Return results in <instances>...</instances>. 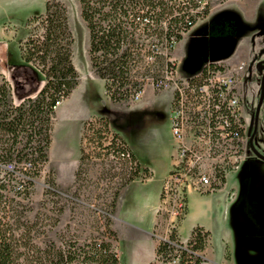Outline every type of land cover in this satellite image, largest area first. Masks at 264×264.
I'll return each mask as SVG.
<instances>
[{
	"label": "rangeland",
	"instance_id": "obj_1",
	"mask_svg": "<svg viewBox=\"0 0 264 264\" xmlns=\"http://www.w3.org/2000/svg\"><path fill=\"white\" fill-rule=\"evenodd\" d=\"M57 1L66 9L72 37L71 60L77 81L54 108L50 142L52 159L48 157L42 165L35 163L32 180L20 192L12 188L11 175L7 177L0 170V199L10 202V214L26 225L13 231L15 237H22L25 244L19 247L22 252H56L61 249L75 255L74 264H101L84 262L83 254L89 252L95 242H109L110 249L117 253L116 239L107 231L105 222L110 219L107 213L113 192L120 186L125 170L116 157L100 155L92 137L90 139V129H81L83 122L105 118L108 129L132 149L140 167L154 168L153 180L144 186L139 178H135L127 191L120 192L116 205L121 211L118 216L127 212L129 219H134L131 213L136 212L143 224L152 228L154 221L149 206L136 201L129 204L124 200L128 194L140 193L142 188L150 186L153 189L160 184L159 191L161 189V178L170 167L171 141H167L166 133L168 126L170 133V90H155L145 84L142 95L145 98L140 101L141 93L138 99L133 96L118 103L109 100L104 81L93 73L90 66L88 32L80 16L78 1ZM208 2V13L198 17L171 48L170 56L180 74H197L207 63L240 59L251 63L252 51L264 43L260 33L264 24V0ZM44 11L45 0H0V85L6 83L10 86V100L14 105L26 94L34 97L44 82L39 70L31 63L26 64L20 52L21 44L30 34L37 36L42 31L40 24L29 20L30 17ZM156 48L161 50L160 45ZM259 79L256 75L247 87L254 92ZM99 125V121H93V126ZM7 138L8 141L4 142ZM23 138L24 135L19 133L17 139L20 143L15 148L22 146ZM157 139L160 144L155 147ZM10 142L11 135L0 133L1 145ZM252 143L264 155V99ZM81 151L84 156L79 163ZM12 159L16 162L23 160ZM114 223L119 230L123 227L120 220L116 219ZM195 226L210 230L214 260L222 258L226 247L229 252H236L235 255L247 250L263 252L264 160L249 151L238 170L226 177L221 188L209 192L187 189L186 210L177 226L178 237L186 240ZM33 242L38 244V251H34ZM202 254L204 261L201 264L208 261L207 251ZM123 258L122 254L121 264H124Z\"/></svg>",
	"mask_w": 264,
	"mask_h": 264
},
{
	"label": "trees",
	"instance_id": "obj_2",
	"mask_svg": "<svg viewBox=\"0 0 264 264\" xmlns=\"http://www.w3.org/2000/svg\"><path fill=\"white\" fill-rule=\"evenodd\" d=\"M77 1L88 32L87 53L91 69L104 81L109 100L117 103L140 92L147 78L154 79L161 74L173 44L182 38L198 17L208 13L210 6L208 0ZM29 20L37 21L42 31L37 36L30 34L23 41L21 57L26 64L31 63L39 70L44 82L34 97L26 94L16 105L10 100V86L6 83L0 85V133L11 135L9 145L0 144V150L4 152L0 154V162L29 158L36 170V162L42 165L48 161L54 108L74 87L77 74L71 60L72 37L65 6L57 0H45L44 13L33 15ZM153 45H160L163 51L155 53L153 62L148 63L145 57L151 54ZM97 119L84 121L81 129H90V139L92 137L100 155L112 153L125 170L120 186L113 192L107 213L110 219L105 222L107 231L116 239L111 227L116 200L123 187L135 178L142 179L148 168L140 167L128 145L108 129L105 118ZM93 121H99L101 125L95 127ZM19 133L24 135L22 146L15 148L20 143L17 139ZM81 133L84 134L83 131ZM7 141L8 138L4 139V142ZM34 153L36 156H33ZM126 153L129 159L122 156ZM83 156L81 151L79 163ZM77 173L78 168L75 169V179ZM9 204L6 199H0V264H74L75 255L69 251L19 250L25 244L21 235L15 237L13 231L26 225L13 218ZM176 236V244L156 242L155 258L149 264H201L204 261L199 251H203L208 244V230L201 226L193 227L185 247L173 231L171 237ZM32 247L34 251L39 250L35 242ZM83 255L84 262L119 264L117 253L110 249L109 242H95ZM175 257L177 261L173 262Z\"/></svg>",
	"mask_w": 264,
	"mask_h": 264
},
{
	"label": "built area",
	"instance_id": "obj_3",
	"mask_svg": "<svg viewBox=\"0 0 264 264\" xmlns=\"http://www.w3.org/2000/svg\"><path fill=\"white\" fill-rule=\"evenodd\" d=\"M162 51L153 45L145 60L153 62L154 54ZM247 65L243 59L207 63L199 73L186 76L177 72L173 57L168 56L161 74L146 79L145 84L155 90L169 89L171 96L170 167L162 178L155 207L151 235L156 242L177 243V236L172 238L171 234L177 233L179 219L185 213L187 189L209 192L221 188L226 177L246 159L250 151V116L241 85L247 76ZM141 91L134 98L138 99ZM108 156L114 157L112 153ZM122 156L129 159L128 153ZM0 170L7 177L11 175L12 188L20 192L32 180L35 166L29 158L21 162L12 159L0 162ZM152 175L148 168L139 179L145 181ZM185 241L182 240L183 247Z\"/></svg>",
	"mask_w": 264,
	"mask_h": 264
},
{
	"label": "crops",
	"instance_id": "obj_4",
	"mask_svg": "<svg viewBox=\"0 0 264 264\" xmlns=\"http://www.w3.org/2000/svg\"><path fill=\"white\" fill-rule=\"evenodd\" d=\"M240 56L242 55L240 54ZM143 92L144 90L141 91V98L139 99V101L145 98L144 96H142ZM160 93H157V95ZM170 100H171V96H169V100H168L169 104H170ZM167 128L168 131L166 133H168V137L167 136L166 137H167V141H171L170 142V146H171L172 140L169 133V126ZM158 144H160V142L157 139L154 143L155 147L156 146L158 147ZM130 150L132 151L131 148ZM48 157L49 159H52L50 145L48 149ZM147 168L152 170L153 175L149 179L140 182L142 183L141 185L144 186L147 183V181H151L154 179V168L150 166H148ZM134 180L135 179H133L132 181ZM132 181L126 184L121 190V192L127 191ZM159 185H157L156 187L154 186L153 189L150 186L147 188H142L141 192L137 194H132V195L128 194L127 198L124 201L129 204L136 201L139 202L140 204L148 205L153 214L152 218L154 221L155 207L159 196ZM117 202H118V198L116 200V205ZM119 212H121L120 209L115 206L114 213L111 216V227L116 233V243H117L116 251L118 257V263L121 264L122 254L124 255L123 258L124 264H149L150 262H153L155 258L156 241L151 235L152 228H148L147 226H145L142 222L141 217L136 212L131 213L134 219L131 218L129 219L128 217L129 215L127 214V212H122V215L118 216V214H120ZM116 219L122 222L123 227L120 228V230L117 229L114 223ZM205 229L209 231L208 244L204 250V252L207 251V254H205V256L208 261L204 262L203 264H224L225 262L230 264H264V251L253 252L247 250V252H239L235 255L236 252H229L227 247L225 249V252H223L222 258L220 260H214V258L211 256L212 250L210 246L211 245L210 230L208 228Z\"/></svg>",
	"mask_w": 264,
	"mask_h": 264
},
{
	"label": "flooded vegetation",
	"instance_id": "obj_5",
	"mask_svg": "<svg viewBox=\"0 0 264 264\" xmlns=\"http://www.w3.org/2000/svg\"><path fill=\"white\" fill-rule=\"evenodd\" d=\"M262 36L264 37L263 34H262ZM250 56H251V63H248V65H247V76L242 82L241 91L243 94L245 107L248 110V113L250 116L248 143H249L250 151L252 152V154H254L253 153V147L254 146H253L252 141H253V138L257 134L259 111H260L261 105L263 104V99H264V94H263V98H262L260 104H258L259 94H260L261 75L264 71V43L262 45H260L258 47V49L255 50V52L252 51V55H250ZM254 73H255V77L257 75V76H259L260 79H259L258 87L253 92V90L251 88H248L247 85H249V87H250V84L254 81L255 77L252 78V75ZM256 111H257V119H256V127L254 129ZM255 157H257V156H255ZM258 159H260V158H258Z\"/></svg>",
	"mask_w": 264,
	"mask_h": 264
},
{
	"label": "water",
	"instance_id": "obj_6",
	"mask_svg": "<svg viewBox=\"0 0 264 264\" xmlns=\"http://www.w3.org/2000/svg\"><path fill=\"white\" fill-rule=\"evenodd\" d=\"M260 33L264 35V24L262 26V28L260 29ZM263 94H264V71L261 75V84H260V94H259V101L258 104H260L262 98H263ZM256 119H257V111L255 114V126L254 129L256 127ZM253 153L255 156H257L258 158L264 160V155L262 153H260L256 148L253 147Z\"/></svg>",
	"mask_w": 264,
	"mask_h": 264
}]
</instances>
